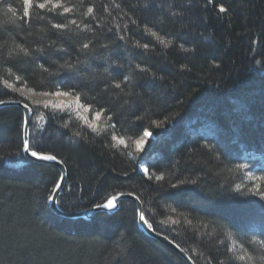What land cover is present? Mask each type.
Masks as SVG:
<instances>
[{
	"label": "trees",
	"instance_id": "1",
	"mask_svg": "<svg viewBox=\"0 0 264 264\" xmlns=\"http://www.w3.org/2000/svg\"><path fill=\"white\" fill-rule=\"evenodd\" d=\"M53 1L60 6L43 10L33 6L30 22L22 19L23 0L0 2V100L31 102L29 139L34 150L40 145L45 154H55L67 171L59 196L66 212L90 208L114 194L132 193L143 203L152 227L180 245L195 264H208L211 257L216 258L213 264H264V229L252 223L244 236L229 227L221 212L233 210V222L243 227L248 217L237 202L257 199L251 193L264 191V172L241 158L247 149H257L263 154L251 159L264 166V0ZM38 2L44 0H33L34 5ZM221 4L226 13L218 11ZM9 6L16 11L11 20V13L4 14ZM64 7L72 12L63 14ZM89 7L94 12L85 16ZM56 23L66 28H53ZM146 27L163 37L167 47ZM121 35L124 40H119ZM89 42L93 46L87 52L95 60L86 61L83 55L80 59L90 64L86 80L99 88L58 89L50 83V74L66 60L75 63V49ZM145 43L147 51L137 47ZM53 44L68 47L69 54L50 59ZM181 44L189 51H182ZM117 64L123 68L114 71ZM137 65L147 73L139 72ZM116 72L127 75L129 82L122 84V90L104 94L101 103L112 110L101 115L95 131L74 113L72 104H40L5 86L7 81L37 94L79 93V104L83 110L88 107L86 114L93 122L99 107L92 97L99 99L103 82L122 81L123 75ZM133 112L143 118V127L152 120H170L171 133L154 146L156 159L148 162L155 164L150 169L152 180L134 167L138 152L132 145L139 134L132 131L137 123ZM21 117L15 106L0 114L4 121L0 158L15 161L0 172L4 205L0 211L10 210L22 224L59 234L66 242L39 254L0 246V264H186L173 249L139 229L134 203L128 199L107 212L109 223L103 228L99 217L68 219L46 209L43 200L59 172L48 163H20ZM193 123L215 124L218 135L194 136ZM113 136L124 143L117 144ZM156 175L162 179L156 181ZM177 177L188 183L173 189L170 185L178 183Z\"/></svg>",
	"mask_w": 264,
	"mask_h": 264
},
{
	"label": "snow or ice",
	"instance_id": "2",
	"mask_svg": "<svg viewBox=\"0 0 264 264\" xmlns=\"http://www.w3.org/2000/svg\"><path fill=\"white\" fill-rule=\"evenodd\" d=\"M0 2H3V0H0ZM209 3H212L213 0H208ZM48 5H51V7L57 8L60 5L53 3V0H44V2H38L35 5L33 4V0H23V17L22 19L30 22L31 20V12L30 9L35 6L41 10L48 7ZM51 10V9H50ZM218 11L220 13H226L228 9H226L222 4L219 5ZM72 12V8L64 7L63 8V14H68ZM94 12V9L92 7H89L87 9V13H85V16H88V14H91ZM8 13H11V17H9V20L12 19V17L16 16V11L13 7H7L4 10V14L7 15ZM93 18L88 20V23L85 24V30H89V24L93 22ZM71 23L73 25H76L77 22L75 20H72ZM78 26V25H77ZM53 28L58 30H63L66 28L65 24L62 23H56L52 25ZM145 31L150 33L152 36L156 37L161 44H164L165 47H167V43L163 39V37L157 36L156 32L151 31L150 28H145ZM111 32V29L109 30ZM125 37L121 35L119 37V40H124ZM98 43V41H96ZM93 46V42L89 43H83L80 48L75 49L77 53V60L75 63H73L70 59L66 60L64 64H61L59 66V70L55 73H51V81L50 83L55 84V86L58 89L64 88L66 85L69 89L75 90V89H87L91 92H94L96 88H99V84L91 85L88 80H86L85 76L89 71L90 64L85 63L80 59V56L83 55L84 59L86 61H93L95 60V57H90L88 55L87 50ZM51 51L52 56L51 58H62L65 55L69 54L68 47H57L55 44L51 45ZM119 47V46H117ZM137 47H142L144 51L148 50V44L145 43L143 45H137ZM180 49L182 51H189V49L184 48L183 44L180 45ZM21 51H24L26 53V50L21 48ZM42 51V50H39ZM27 54V53H26ZM116 55H119L117 52ZM41 67H43V64H41ZM184 67L183 65L181 66ZM122 64H117L114 66L115 69H122ZM137 69L141 73H147L146 68H141L139 65H137ZM44 71H48L47 68H44ZM116 75H123L122 72H116ZM20 80V77L17 76V81ZM70 82V83H69ZM129 82V77L127 75H123V79L120 82H113L112 84H108L107 82L104 83L103 90L101 94L99 95V99H97L95 96L92 97V103L96 104L99 107V111L95 113V116L93 117V122L89 124L88 126L93 129V131L96 130V121H98L101 118L102 114H105L106 112H109L112 110V108L108 105L102 104L101 101L104 100V94L107 93L110 89H121L122 90V84H125ZM5 86L10 88L11 85L7 84V81H5ZM19 91V89H17ZM2 94H8V93H2ZM57 95V96H68L70 94L69 91H56L54 93H44V95ZM85 100H87V94L83 97ZM75 101L79 102L82 97L79 93H77L74 97ZM16 106L17 108L22 109L26 115L20 118V123L23 127H28L30 124V115L32 111V105L31 102L23 101L19 98L14 99L12 101H4L0 100V114H2L3 108L9 107V106ZM47 106V105H45ZM53 107H62L61 105H52ZM66 107H72V105H67ZM85 112H88V107L84 108ZM133 115L136 117V124L133 126L132 131L134 133H138V139L134 141L135 147L137 152L141 154L140 158L137 161L136 171L142 172L145 176H147L148 180H152L153 173L150 171L152 167H155V164H148L147 158L150 157V154L152 150L154 149V146L161 142L162 138L169 135L172 131V128L167 127V125L170 123L169 119L164 120H152L149 127H143V118L139 115H136L135 112H133ZM163 115V113H161ZM109 119H112V117H109ZM4 125V121L0 119V128H2ZM159 129V131H157ZM41 139H43V134L41 133ZM113 140H116V137H112ZM120 144L124 143V140H119ZM22 150L24 153V156L21 158L20 162L27 166L32 163L38 162V161H51L55 162L56 164H62L63 161L59 160L58 157L55 154H45L40 145L35 146V150L33 148V145L31 144L30 140L24 139L22 141ZM16 156L19 157V152L16 153ZM219 159V157H217ZM145 164H148V166H143ZM15 161L11 158L4 159L0 158V172H3L6 170L5 166H14ZM240 169H244V164L237 165ZM249 171L251 168L248 169ZM261 172H264V167L260 168ZM253 179H261L262 177H252ZM162 179L161 175H156L155 180L160 181ZM65 180L64 176H60L59 179L56 181L54 187L51 190L50 195L47 196L46 199L43 200V205L46 209L51 211L54 215L57 217H63L66 215V206L60 201L59 199V193L63 191V182ZM178 183L171 184V188L178 189L185 185L188 182L179 180V177H177ZM194 183V182H192ZM237 190H239V186H237ZM83 194V190H82ZM253 196L258 197L257 199L252 200H243L238 201L237 203L240 205H243V211L245 212L246 216L248 217L247 222L243 227L237 225L233 222L232 217L234 215L233 210L229 208H222L221 212L224 214L225 219L228 221L229 227H232L234 230L240 232L242 235H247V229L248 227L255 222H258L262 229H264V191H259L257 189L256 192L251 193ZM125 195L124 193H121L119 196L113 195L110 198H106L104 202H95L92 203L91 208L85 207L83 211L85 213H92L93 218L99 217L100 218V224L99 227H107L109 223V217L108 213L103 211L105 209L112 210L115 209L118 206L120 196ZM129 197H131L132 193H127ZM4 205L3 203H0V210H3ZM100 209V212H96L95 210ZM140 220L147 223L145 220V216L142 213H139ZM151 227V225H149ZM261 235L264 236V231L261 232ZM66 241L64 240V237L59 234H53L49 232H44L38 229H33L30 226H26L22 224L19 220L15 219L11 213V211H0V246H10L15 247L19 249L22 253L23 252H34V253H42V252H51L53 248L57 245L63 244ZM264 247V245H262ZM228 251H231V249H228ZM251 259V257H248ZM216 259L215 257H211L208 260V264H213V260ZM239 260L243 261L245 259V256H239ZM261 259H264V256L261 257ZM117 264H119V261H117ZM222 264V262H220Z\"/></svg>",
	"mask_w": 264,
	"mask_h": 264
},
{
	"label": "water",
	"instance_id": "3",
	"mask_svg": "<svg viewBox=\"0 0 264 264\" xmlns=\"http://www.w3.org/2000/svg\"><path fill=\"white\" fill-rule=\"evenodd\" d=\"M25 90V89H23ZM21 92V90H19ZM28 91V90H27ZM27 96V95H26ZM9 101H12V100H9ZM14 106V105H12ZM16 107V106H15ZM20 109V108H19ZM22 110V109H21ZM32 113V111H31ZM26 113L22 110V117L25 116ZM31 116V115H30ZM31 118V117H30ZM21 129H22V137H21V140L23 141L24 139H29V134H30V128L29 126L28 127H23L21 126ZM21 151H22V154L24 155L23 153V150H22V147H21ZM40 163H48V164H52L54 166L57 167L58 169V172L59 173V176L57 178V180L59 179L60 176H64L65 177V180H66V177H67V171L65 169V166L62 164H56L55 162H51V161H38ZM64 180V182H65ZM63 182V187L65 185V183ZM50 194H52L50 192ZM121 193H118V194H114V195H117L119 196ZM61 195V192L59 193V196ZM110 198V197H109ZM125 199H128L130 200L131 202L134 203V206H135V212L137 214V218H136V221H137V224H138V227L139 229L145 234L147 235L148 237H152L153 239H155L156 241H158L159 243H162L163 245L165 246H168L171 250L173 249L176 254L178 256H180L182 258V260L186 263V264H193V262L191 261V259L189 258V256L186 255V253L184 251H182L181 249L178 248V246H176L174 243H172L165 235H162V234H158L157 232H155L154 230H152V227H149L150 224H148V221L146 220V215L143 211V207H142V202H140L139 198L137 196H135L134 194L129 197L127 195V193H125V195L123 196H120V201L122 200H125ZM104 202V201H103ZM119 207V203H118V206L115 208V209H112V210H103L105 212H114V210H116L117 208ZM96 212H100L101 210L100 209H97L95 210ZM139 213H142L144 216H145V220L147 221V223H145L144 221H141L140 220V215ZM65 218H73V219H77V218H85V219H90L92 217V213H85L83 211V209L81 211H69V212H66V215L63 216Z\"/></svg>",
	"mask_w": 264,
	"mask_h": 264
},
{
	"label": "bare ground",
	"instance_id": "4",
	"mask_svg": "<svg viewBox=\"0 0 264 264\" xmlns=\"http://www.w3.org/2000/svg\"><path fill=\"white\" fill-rule=\"evenodd\" d=\"M14 86H12L11 85V89H13L14 90ZM16 89V88H15ZM17 89H19L20 90V87L19 88H17ZM16 89V90H17ZM20 92V91H19ZM25 94L26 95H28L27 97H29V98H32V99H35V100H41L42 98H43V96L41 97V96H39V95H37V94H35V93H33V92H31V93H26L25 92ZM55 96H57V95H55ZM25 97V96H24ZM27 97H25V98H27ZM60 97H62V96H58V98H60ZM65 97V96H64ZM68 98H73V96L72 95H68L67 96ZM9 100H14V99H12V98H8L7 100H4V101H9ZM21 113H22V110H21ZM192 119H198V118H194V116L192 117ZM197 127H200V130H203L204 132H200V131H197L196 129H197ZM190 130H191V132H193L192 130H194V132L196 131V133H195V135L194 136H196V135H199V136H201V135H204L206 138H209V137H212V136H216V135H218V128H217V126L215 125V124H212V125H204V124H200V126H199V123H197V125H195V123H193L191 126H190ZM116 137V136H115ZM117 139V138H116ZM263 153L262 152H260L259 150H257V149H252V148H250V149H247L246 151H245V153L244 154H242L241 155V158H242V160L244 161V159H245V161H248V162H250L252 165H253V168L255 169V170H260V168L261 167H264L263 166V164H261V163H256L255 161H253L251 158H258V156H260V155H262ZM152 159H156V156H155V150H152V152H151V154H150V157L149 158H147V160H148V162L150 161V160H152ZM63 165H64V163H63ZM65 166V165H64ZM143 166H148L147 164H145V165H143ZM140 172V171H139ZM60 173V172H59ZM66 181V180H65ZM56 183V182H55ZM127 193V192H126ZM125 194V193H124ZM141 202V201H140ZM143 204V203H142ZM146 220H147V218H146ZM148 221V224H150L149 223V220H147ZM136 225H137V222H136ZM151 225V224H150ZM151 227H152V225H151ZM152 230H154L155 232H157L153 227H152ZM158 234H162L161 232L159 233V232H157ZM162 235H164V234H162ZM166 236V235H165ZM172 243H174L176 246H178V248L179 249H181L182 251H184L185 252V250L184 249H182V247L180 246V245H178L175 241H173V240H171L168 236H166ZM186 253V252H185ZM186 255L188 256V254L186 253ZM189 258L191 259V261L193 262V260H192V258H191V256H189ZM193 264H195L194 262H193Z\"/></svg>",
	"mask_w": 264,
	"mask_h": 264
},
{
	"label": "rangeland",
	"instance_id": "5",
	"mask_svg": "<svg viewBox=\"0 0 264 264\" xmlns=\"http://www.w3.org/2000/svg\"><path fill=\"white\" fill-rule=\"evenodd\" d=\"M54 2V1H53ZM11 88V87H10ZM24 88H20V90H21V92H19V91H17L15 88H14V92L16 93V94H19V95H22V96H25V97H27L26 96V94H25V92L26 93H31L30 91H27V89H25V90H23ZM34 93V92H33ZM35 94H37V93H35ZM37 95H39V96H43V98L41 99V100H35V99H32V98H29V97H27V99H29V101H35V102H37V103H42V102H44V103H47V104H54V103H62V104H72L73 105V110H74V113L76 114V115H79V116H81V118H82V120H83V122L86 124V125H88V124H91L92 122L90 121V118L88 117V115L86 114V112L81 108V106H80V104L77 102V101H75V99H74V97L73 98H68L67 96H62V97H60V98H58V96H55V95H44L43 93L42 94H37ZM32 114V113H31ZM95 116V113H93V116H92V118ZM31 117V116H30ZM30 120H31V118H30ZM38 120H39V118H38ZM37 121V120H36ZM99 121V120H98ZM98 121H96L95 123L97 124V122ZM39 122H40V120H39ZM30 125V124H29ZM96 128H99V127H96ZM21 137H22V130H21ZM29 137H30V134H29ZM117 139H116V143L117 144H120L119 143V140H121V139H119L118 137H116ZM133 147H134V151H136L137 152V150H136V147H135V143H133V145H132ZM21 147H22V142H21ZM20 151H21V149H20ZM24 155L22 154V151H21V157H23ZM136 156V157H135ZM134 157H133V160H135V163H134V167L136 168V166H137V161H138V159L140 158L139 157V152H138V154H136ZM21 163V162H20ZM22 164V163H21ZM142 173V172H141ZM142 207H143V209H144V206H143V204H142ZM91 208V207H90ZM136 213V212H135Z\"/></svg>",
	"mask_w": 264,
	"mask_h": 264
}]
</instances>
